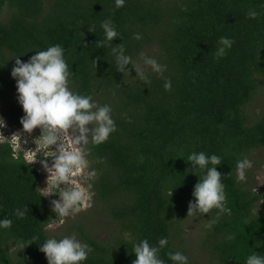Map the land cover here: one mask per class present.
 <instances>
[{
	"label": "trees",
	"instance_id": "obj_1",
	"mask_svg": "<svg viewBox=\"0 0 264 264\" xmlns=\"http://www.w3.org/2000/svg\"><path fill=\"white\" fill-rule=\"evenodd\" d=\"M250 9L260 15L248 17ZM108 18L119 33L113 44L123 43L137 62L143 52L166 64L163 76L149 68L143 82L133 79L131 66L130 76L115 70L110 47L96 44ZM221 36L234 43L216 59ZM54 44L65 49L72 90L111 105L116 123L106 142L88 145L97 171L92 191L115 227L104 240L77 227L93 249L83 264H132L134 242L155 245L163 237L169 244L160 257L173 264L167 253L184 252L175 248L176 237L204 174L187 157L201 151L221 157L217 170L231 209L219 219L216 209L199 214L206 263L245 264L253 251L264 254V192L253 178H236L238 160L264 152V115L251 122L245 110L264 90V0H125L120 8L115 0H0V111L11 126L22 127L24 115L11 77L14 58L27 61ZM14 153L0 143V219L13 221L0 229V264H47L39 245L55 213L40 190V169ZM16 209L26 215L18 218Z\"/></svg>",
	"mask_w": 264,
	"mask_h": 264
},
{
	"label": "clouds",
	"instance_id": "obj_2",
	"mask_svg": "<svg viewBox=\"0 0 264 264\" xmlns=\"http://www.w3.org/2000/svg\"><path fill=\"white\" fill-rule=\"evenodd\" d=\"M124 5L125 0H115L117 8ZM247 15L255 19L260 13L250 9ZM95 27L94 24L88 25V31L95 32ZM100 27L103 29L104 38L99 39L96 44L110 47L117 72L130 76L128 66H131L136 73L133 79L147 82L149 68L160 76L167 71V65L159 63L152 56L141 52L140 63L126 54L123 43L114 45L113 41L118 38L119 33L111 18L103 20ZM133 38L140 40L142 36L137 32L133 34ZM233 43L230 37L221 36L217 42L215 58H223ZM64 53L62 45L54 44L44 50L35 51L27 61H22L19 58L21 56H18L14 58L11 77L16 82L17 100L24 112L20 120L23 130L31 133L39 128L41 135L35 141L38 140L41 148L50 152L51 164L43 151L38 152L44 157L38 162L47 173V187L40 190H47L50 182L60 187L59 199L51 200L52 211L56 217H74L82 209L92 206V198L95 195L92 191V181L97 177V171L90 167V148L87 146L106 142L116 131V123L111 105L98 103L91 94H80L72 90L70 77L74 74L69 70ZM93 63L96 66V60H93ZM164 88L171 89V80L167 77ZM4 126L5 120L0 116V128ZM28 159L31 164L38 160V156L35 160L32 156ZM187 161L192 164L194 172L204 170L203 176L194 186V199L189 201L187 217L208 214L213 209L217 210V219L224 214L230 215L231 209L226 206L223 176L217 170L221 165V157L216 154L207 155L203 151L192 152ZM252 167L253 162L247 156L238 160L237 180L244 181L247 170ZM15 215L23 218L26 211L16 209ZM215 222L216 220H211L206 226L211 227ZM12 223L10 218L0 219V229L10 228ZM168 244L167 237L160 238L155 245L150 244L148 239L134 242L132 252L136 258L132 264H165V260L160 257V251ZM39 250L45 255L47 264H83L93 252L92 247L80 241L75 234L61 238L49 236L39 245ZM167 256L173 264H190L189 257L181 251L168 252ZM245 264H264V254L253 251L246 257Z\"/></svg>",
	"mask_w": 264,
	"mask_h": 264
},
{
	"label": "rangeland",
	"instance_id": "obj_3",
	"mask_svg": "<svg viewBox=\"0 0 264 264\" xmlns=\"http://www.w3.org/2000/svg\"><path fill=\"white\" fill-rule=\"evenodd\" d=\"M4 16V15H3ZM2 17V16H1ZM142 63V61H140ZM245 110L251 122H255L261 115H264V90L257 91L253 99L245 105ZM0 111V116H2ZM3 117V116H2ZM5 120V119H4ZM5 130V132H2ZM4 133V135H2ZM41 135L40 129L36 128L31 133H27L22 127H13L5 120V126L0 128V143L9 142L12 144L15 157H18L20 153L24 156L26 161L30 163L28 157L32 156L36 162L31 163L37 166L41 172L40 189L47 187V173L43 170L40 163L38 162L41 156L40 151H43L45 158L51 164L50 152L41 148L40 142L37 140ZM37 146V147H36ZM88 147V146H87ZM52 150H55L53 146ZM264 152H258L252 159L253 167L248 169L246 172L245 183L251 184L252 178L255 180L256 189L259 192H264ZM95 181V180H94ZM92 181V182H94ZM60 187L53 184L49 185L47 190L41 191L42 194L47 197L50 201L53 199H59L58 193ZM56 193V194H54ZM51 194V195H50ZM96 195L92 198V206L82 209L80 212L69 217H56L52 219L50 225L46 229L47 235L61 238L65 235L75 234L76 237L81 241L77 232V227H81L89 236L94 237L98 240L107 239L112 230L115 227L111 217L104 211V203L100 201ZM203 215L188 216L182 221L180 225V231L175 241V248L183 250L184 254L189 257L190 264H207L206 254L199 248L200 243V228L203 227ZM203 231V228H202ZM201 231V233H203ZM186 249V251H185Z\"/></svg>",
	"mask_w": 264,
	"mask_h": 264
}]
</instances>
